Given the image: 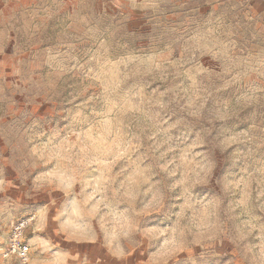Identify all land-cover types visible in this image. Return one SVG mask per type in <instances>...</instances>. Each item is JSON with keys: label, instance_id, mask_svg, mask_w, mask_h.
<instances>
[{"label": "rangeland", "instance_id": "374dc122", "mask_svg": "<svg viewBox=\"0 0 264 264\" xmlns=\"http://www.w3.org/2000/svg\"><path fill=\"white\" fill-rule=\"evenodd\" d=\"M52 157L74 161L73 194L98 189L106 211L133 225L179 233L189 207L193 223L210 222L215 241L178 237L160 264H261L264 0H0V264H21L3 256L16 222L52 200L72 206L64 192L33 191L53 168L34 161ZM155 193L161 212L134 217ZM89 228L95 242L34 226L25 241L42 264L63 253L69 264H157L158 241L133 230L120 256L96 221ZM42 238L53 246L36 248Z\"/></svg>", "mask_w": 264, "mask_h": 264}, {"label": "clouds", "instance_id": "9594fccd", "mask_svg": "<svg viewBox=\"0 0 264 264\" xmlns=\"http://www.w3.org/2000/svg\"><path fill=\"white\" fill-rule=\"evenodd\" d=\"M53 163V168L46 170L43 173L36 175L32 180L33 191L36 193L41 192L45 188L50 191H61L67 196H72V206L70 209L57 206V202L52 200L49 207H45L43 211L39 212V215L34 217L32 221H29V226H34L39 232L51 231L55 235H63L66 239L77 241H91L95 242L97 236L94 231H91L89 224L92 221H96L99 228L105 233L107 240V246L112 249L113 246L117 249V254L120 256L125 255L122 244L128 240L131 232L134 230L136 234L141 237L143 241L151 244L153 241H158L160 244L159 251L152 257V260L160 264L159 257L166 256L169 248L177 243L178 237L187 236L189 242L192 244H199L202 241L197 239L198 236H202L205 240L215 241L216 235L210 232V222L201 215L196 219L195 223L192 222L193 216L196 213L191 207L185 214L181 212V219H185L188 223L185 224L184 230L179 233L177 229L171 224L149 223L133 225L131 218L121 219L111 211H106L107 204L104 203L103 198L97 200V196L100 195L98 189H93V192L86 194V190L82 189L79 194H73V189L76 183H79V179L73 174L74 161L65 160V167H58L59 161L56 157L46 160L34 161L33 166H39V164ZM140 171H134L129 177V180L134 181L135 176H142ZM188 177L184 176L182 179L174 182L170 186V191L175 190L187 181ZM150 177L145 176L141 186L148 184ZM194 184L203 183V180L199 177V174L193 179ZM121 187H124L121 184ZM151 188L144 189L143 193L137 192L131 197L132 200H136L141 194L147 196ZM93 201H97L93 204ZM164 204V197L160 193H155L148 197L145 202L134 210V217H143L148 219L161 212ZM55 208V212L51 215L49 220V212ZM251 230V229H250ZM51 240L41 239L40 243L36 245V248L45 250L52 247ZM187 249L184 247H178L177 251L182 252ZM261 264H264V250L260 253ZM76 257L70 253H63L61 258L48 260L43 264H69V261L75 260ZM22 264H42L41 261L34 257L25 255ZM167 264V261L164 262Z\"/></svg>", "mask_w": 264, "mask_h": 264}, {"label": "built area", "instance_id": "2783aa9c", "mask_svg": "<svg viewBox=\"0 0 264 264\" xmlns=\"http://www.w3.org/2000/svg\"><path fill=\"white\" fill-rule=\"evenodd\" d=\"M33 219H23L16 222L9 236V241L6 248L3 251V256L5 259L16 257L22 264L25 255L31 256V247L25 241V234L29 227V221Z\"/></svg>", "mask_w": 264, "mask_h": 264}]
</instances>
